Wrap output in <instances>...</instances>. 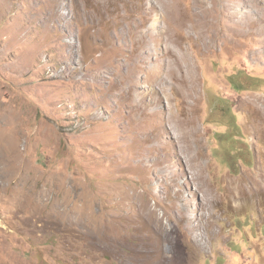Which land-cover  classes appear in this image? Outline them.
Instances as JSON below:
<instances>
[{
	"label": "rangeland",
	"instance_id": "rangeland-1",
	"mask_svg": "<svg viewBox=\"0 0 264 264\" xmlns=\"http://www.w3.org/2000/svg\"><path fill=\"white\" fill-rule=\"evenodd\" d=\"M238 1L0 0V264H264V22Z\"/></svg>",
	"mask_w": 264,
	"mask_h": 264
},
{
	"label": "bare ground",
	"instance_id": "bare-ground-1",
	"mask_svg": "<svg viewBox=\"0 0 264 264\" xmlns=\"http://www.w3.org/2000/svg\"><path fill=\"white\" fill-rule=\"evenodd\" d=\"M207 0H205L206 2ZM238 3L240 4V6H242V8L244 7L248 13L252 16H256L257 19L261 20L264 22V1L262 0H239ZM210 9H205V40L207 39H211L212 38V34H211V30L213 29L214 26L215 29L219 26V25H216L214 24V22H210L208 21V17L210 16L211 12L209 11ZM241 12V11H240ZM240 12L238 14H235L232 12L231 14V18H238L240 17ZM239 23H243L242 20H239ZM153 27L155 28L156 27V24L154 23L153 24ZM207 29V30H206ZM162 31V32H161ZM165 31V29L163 27L160 28V31H159V38H161L163 36V32ZM232 32V31H231ZM223 32H217L215 31L213 34H216V38H220L221 35H222ZM198 34V33H197ZM227 37V36H225ZM224 37V38H225ZM223 38V39H224ZM202 39V37H198V41H200ZM227 39V38H226ZM166 53H170L173 55V50L169 47H166V50H165ZM165 56V55H164ZM190 64V63H189ZM190 66V65H189ZM170 67L168 66V69ZM182 69V68H181ZM180 70V69H179ZM191 71V70H190ZM169 72H171V70H169ZM170 74V73H169ZM189 75H190V79H194V74H191L189 72ZM160 81L167 87L168 86V82L166 80V76L165 75H162L160 77ZM189 80V79H188ZM193 81V80H192ZM257 102V101H256ZM263 103V102H262ZM125 194V193H124ZM125 199H128V195L126 193V196L124 198ZM151 212L153 213V209L151 210ZM135 219V223H137L138 225V231L137 233L139 235H142V232L141 230L143 228H151V225L153 223V221L156 223L157 225V228L154 229V232L156 234H160L159 232H161V226H160V218L159 217H156L154 216L153 218H149V219H146L142 214L141 212H137V215L136 217L134 218ZM133 221V220H132ZM115 228V227H113ZM110 234H114L113 233V230L112 228L110 229ZM169 236V235H168ZM150 238H153V235L150 236ZM160 246V241L159 240H155V242H151L150 245L148 246V248L150 250H157ZM148 254V253H147ZM183 259V258H182ZM134 263L135 264H164V262H157L155 261V259L153 258V256L151 255V252L149 253L148 256H146L145 258H142V256H139V257H136L134 259Z\"/></svg>",
	"mask_w": 264,
	"mask_h": 264
}]
</instances>
